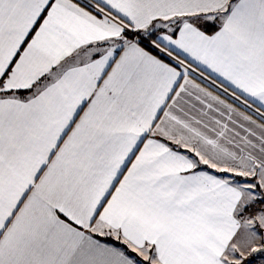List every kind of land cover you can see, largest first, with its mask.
I'll return each instance as SVG.
<instances>
[{
  "label": "snow or ice",
  "instance_id": "snow-or-ice-1",
  "mask_svg": "<svg viewBox=\"0 0 264 264\" xmlns=\"http://www.w3.org/2000/svg\"><path fill=\"white\" fill-rule=\"evenodd\" d=\"M0 264H264V0H0Z\"/></svg>",
  "mask_w": 264,
  "mask_h": 264
}]
</instances>
